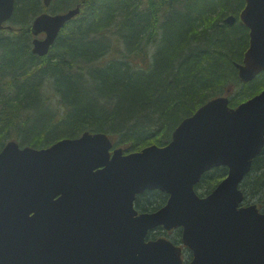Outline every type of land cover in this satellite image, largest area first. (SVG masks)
Segmentation results:
<instances>
[{
  "label": "water",
  "instance_id": "95a60500",
  "mask_svg": "<svg viewBox=\"0 0 264 264\" xmlns=\"http://www.w3.org/2000/svg\"><path fill=\"white\" fill-rule=\"evenodd\" d=\"M239 21L249 29L241 81L264 70V0H244ZM48 5L50 0H43ZM14 0H0V28ZM79 12L41 13L31 25L32 52H48L59 30ZM235 17H226L233 23ZM264 144V89L235 108L226 96L179 122L164 146L110 154L104 133L84 132L35 149L7 142L0 150V264H183L181 247L155 227H181L187 264H264V211L239 206V184ZM227 175L206 196L194 185L205 171ZM167 194L155 211L138 212L135 196Z\"/></svg>",
  "mask_w": 264,
  "mask_h": 264
},
{
  "label": "trees",
  "instance_id": "16d2710c",
  "mask_svg": "<svg viewBox=\"0 0 264 264\" xmlns=\"http://www.w3.org/2000/svg\"><path fill=\"white\" fill-rule=\"evenodd\" d=\"M50 9L79 5L48 53L31 52L29 19L41 0H15L13 29L0 30V150L13 139L35 148L85 130L106 132L126 151L164 145L178 122L208 99L231 91L235 106L264 87V71L241 82L235 68L248 45L237 22L243 0H54ZM235 17L228 23L227 16ZM226 174L205 172L195 186L210 192ZM245 202L264 209V147L240 184ZM167 195L144 191L139 211ZM150 238L180 243L179 228Z\"/></svg>",
  "mask_w": 264,
  "mask_h": 264
},
{
  "label": "rangeland",
  "instance_id": "374dc122",
  "mask_svg": "<svg viewBox=\"0 0 264 264\" xmlns=\"http://www.w3.org/2000/svg\"><path fill=\"white\" fill-rule=\"evenodd\" d=\"M31 20V18L29 19V21ZM238 22V21H237ZM248 203H253V200L248 199ZM260 207V206H259ZM168 236L172 235L170 232L166 233ZM190 256V252H188L187 249H185L184 253H183V258L185 261H187L189 259Z\"/></svg>",
  "mask_w": 264,
  "mask_h": 264
}]
</instances>
